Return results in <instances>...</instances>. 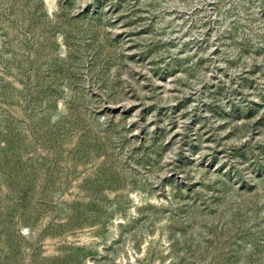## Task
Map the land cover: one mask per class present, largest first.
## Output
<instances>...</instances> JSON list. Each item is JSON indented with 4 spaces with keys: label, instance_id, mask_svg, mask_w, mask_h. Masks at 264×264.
Instances as JSON below:
<instances>
[{
    "label": "rangeland",
    "instance_id": "374dc122",
    "mask_svg": "<svg viewBox=\"0 0 264 264\" xmlns=\"http://www.w3.org/2000/svg\"><path fill=\"white\" fill-rule=\"evenodd\" d=\"M0 264H264V0H0Z\"/></svg>",
    "mask_w": 264,
    "mask_h": 264
}]
</instances>
